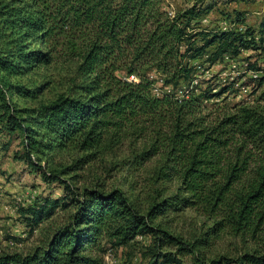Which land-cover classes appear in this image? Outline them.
<instances>
[{"label":"trees","instance_id":"1","mask_svg":"<svg viewBox=\"0 0 264 264\" xmlns=\"http://www.w3.org/2000/svg\"><path fill=\"white\" fill-rule=\"evenodd\" d=\"M202 1L171 15L165 0H0V130L23 131L28 166L66 190L20 209L31 234L47 224L38 244L1 251L0 264H104L108 250L139 236L152 238L149 264H185L187 255L194 264H264V76L255 78L252 101H228L235 79L194 83L198 64L263 51L264 20L260 31L196 29L210 9ZM226 15L244 23V12ZM40 67L55 68L66 91L22 109L8 95L37 98L51 81L27 87L12 79ZM68 152L80 154L48 170ZM103 161L109 175L146 173L148 204L87 176ZM79 180L87 184L74 186ZM189 207L213 221L192 240L158 222ZM223 232L258 246L206 259Z\"/></svg>","mask_w":264,"mask_h":264},{"label":"rangeland","instance_id":"2","mask_svg":"<svg viewBox=\"0 0 264 264\" xmlns=\"http://www.w3.org/2000/svg\"><path fill=\"white\" fill-rule=\"evenodd\" d=\"M202 0H165L169 12L177 13L191 6L200 3ZM202 6L209 9L203 15L209 18V22L201 25H194L197 28L211 29L220 24L224 20L226 14L232 17L236 16L238 11L245 13L243 25L250 26L257 31L261 30L262 21L264 20V0H203ZM252 55L250 61L254 68H260L257 71L259 78L264 76V54L259 51L245 50L236 58L237 68L233 67V62L222 60L211 66L206 63L199 73L201 82L210 81L212 83L222 81L237 80L241 84L248 87L247 92L238 91L237 85L234 93H230L229 102H236L239 99H247L252 101L255 98L254 89L257 83L255 81L254 70L246 66L247 57ZM214 77L215 80H214ZM224 78H227L226 80ZM20 81L27 87L37 85L45 80H50V86L45 89L37 98H20L18 96H10L11 102L17 104L20 108H36L44 103L54 100L56 97L66 91V85L58 75L55 68L40 67L28 76L18 77L12 81ZM226 81V82H228ZM255 81V82H254ZM206 86V83H203ZM257 88V87H256ZM25 134L18 130L11 135L6 131L0 130V252L1 251H26L32 246L40 242L41 229L43 225L37 227V230L31 234L29 228L30 223L26 217L20 214L22 207L34 204L37 200H45L47 198H61L66 194L63 183L59 181L49 182L41 172L32 171L24 158ZM132 144H127L125 149L129 150ZM77 152H68L65 154H57L50 161L48 170H60L63 166L71 164L74 157L79 155ZM128 153H123L122 156ZM36 160L37 157L33 156ZM108 161V159H107ZM109 163V161L107 162ZM45 164V163H42ZM154 161L148 164V169L152 167ZM97 165V166H96ZM105 162L94 164L91 168L90 178L101 175L102 181L109 187H118L127 191L130 195H139L140 203L148 204L150 195L146 188L152 183L146 173L134 177H126L123 172L113 171V175L104 172ZM98 170L96 173L94 171ZM111 173V172H110ZM96 174V175H95ZM113 176V177H112ZM69 178V175H64ZM73 182V181H72ZM87 182L76 181L74 186L82 187ZM171 190L176 188V183L170 184ZM134 192V193H133ZM25 202L26 205L19 204ZM20 205V206H19ZM14 209L15 212L11 213ZM56 215L57 221L64 218V213L58 211ZM158 222L162 226L171 231L175 235H180L186 239H194V235H199L206 231L208 227L213 225V221L207 220L205 216L196 213L193 208H188L181 213H171L158 218ZM10 240H14L15 244L11 245ZM138 242L131 246H121L116 253V263L114 264H149L152 260V254L149 252L153 249L152 238L145 236L138 237ZM258 244L255 242H245L241 238H237L230 232H223L217 237L213 243L204 249V257L206 259L214 258L220 255H228L232 257L239 256L242 252L256 248ZM185 264H194L193 258L189 255L184 257Z\"/></svg>","mask_w":264,"mask_h":264},{"label":"built area","instance_id":"3","mask_svg":"<svg viewBox=\"0 0 264 264\" xmlns=\"http://www.w3.org/2000/svg\"><path fill=\"white\" fill-rule=\"evenodd\" d=\"M170 14L171 15H174L175 13L171 12L170 11ZM203 22L204 23H207L209 22V18L208 17H204L203 19ZM220 27L223 28L224 30H229V29H232V28H237L238 30L240 31H245V29L247 28V26L243 25V24H237L236 26L234 24H232L229 20L227 19H224V20H221L220 21ZM260 53L264 54V50H260L259 51ZM226 61H229V62H233V67L234 68H237L238 67V64H236V58L235 57H229V56H226V58L224 59ZM246 66H249V61L246 63ZM197 67L199 68V70L201 71L203 69V67H201V65H197ZM254 76L257 77L258 76V73H254ZM225 80L227 78H224ZM198 80L199 78H197V80L194 82V83H198ZM227 81V80H226ZM237 85L238 87V91L240 92H247L248 91V87H246L245 85L241 84L240 82H235V86ZM155 91L157 92L158 89H155ZM180 93H182V90L179 91ZM19 204L21 205H26L25 202H20ZM20 206V205H19ZM15 210L12 209L11 210V213H14ZM139 238H143V236H139ZM11 245H14L15 244V241L14 240H10L9 242ZM116 253H114L112 250H108L107 253L105 254V263L104 264H114L116 263Z\"/></svg>","mask_w":264,"mask_h":264}]
</instances>
